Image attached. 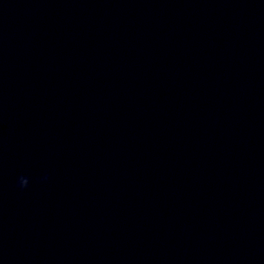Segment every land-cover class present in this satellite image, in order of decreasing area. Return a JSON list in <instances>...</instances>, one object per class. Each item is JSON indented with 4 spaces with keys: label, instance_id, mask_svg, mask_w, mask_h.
Segmentation results:
<instances>
[{
    "label": "clouds",
    "instance_id": "9594fccd",
    "mask_svg": "<svg viewBox=\"0 0 264 264\" xmlns=\"http://www.w3.org/2000/svg\"><path fill=\"white\" fill-rule=\"evenodd\" d=\"M23 176H21L19 179H21ZM47 179V177H45ZM28 180H22V182L18 183V187L21 189L27 188L28 187Z\"/></svg>",
    "mask_w": 264,
    "mask_h": 264
}]
</instances>
